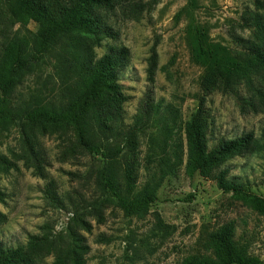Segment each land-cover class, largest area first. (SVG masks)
<instances>
[{"label":"rangeland","instance_id":"374dc122","mask_svg":"<svg viewBox=\"0 0 264 264\" xmlns=\"http://www.w3.org/2000/svg\"><path fill=\"white\" fill-rule=\"evenodd\" d=\"M146 9L136 18L115 13L110 24L114 39L101 41L94 49L96 56L107 46L123 45L128 49V63L118 73V84L126 95L121 129H132L145 104L148 119L141 124L136 145L135 190L156 181V161L176 148L180 159L174 169L161 177L155 188V200L140 215H123L112 203L103 211V221L91 223L89 232H82L88 245L85 264H180L191 254L208 253V234L228 220L234 222V237L247 246L251 255L264 261V216L249 208L240 195L224 191L214 180L198 173L188 177L184 172V123L198 102V78L202 67L192 55L187 34L188 16L176 11L187 0H144ZM194 21L203 29L208 42L234 49L232 35L248 36L240 26L246 9L258 11L264 18V0H195ZM258 6V8H257ZM6 10L0 0V31L7 25ZM26 27L33 31L35 24ZM17 25L13 26V30ZM22 31V29H21ZM155 52L153 81L146 78L147 57ZM49 66L42 72L46 75ZM231 92L213 91L204 97L206 117L205 140L208 148L220 138L246 133L250 142L246 149L231 154L220 164L225 178L242 184L244 190L264 198V151L260 129L264 124V73L250 74ZM29 75L17 87L24 96L34 85ZM148 95V96H146ZM148 97V99H147ZM258 101V102H257ZM36 149L44 177L28 166L21 153L18 127L0 130V154L14 161V168L0 171V246L24 244L28 234L42 233L47 226L52 232L61 230L77 201L83 206L96 193L94 172L97 156L63 157L54 134H36ZM14 156V157H13ZM50 183L61 205H55L45 194ZM45 256L39 264H50Z\"/></svg>","mask_w":264,"mask_h":264},{"label":"trees","instance_id":"16d2710c","mask_svg":"<svg viewBox=\"0 0 264 264\" xmlns=\"http://www.w3.org/2000/svg\"><path fill=\"white\" fill-rule=\"evenodd\" d=\"M7 25L0 31V130L18 127L21 133V153L28 166L44 177L36 149V134H54L63 157L97 156L94 172L96 193L82 206L73 205L65 226L52 232L42 226V233L28 234L26 242L14 247L0 246V264H39L45 256L50 264H85L88 245L82 232H89L91 223L103 221L104 208L112 203L125 216H140L155 200V188L161 177L174 169V159H180L176 148L159 155L155 173L158 179L149 186L135 190L136 145L140 125L148 119L145 104L135 127L123 131V103L126 95L118 84V73L128 63V49L123 45H108L107 51L96 56L94 49L102 40L114 39L110 24L115 13L136 19L145 9L144 0H3ZM195 0L182 10L188 16L187 34L192 55L202 67L198 78L196 109L184 123V172L188 177L198 173L214 180L217 187L240 195L250 209L264 216V198L244 190L242 184L225 178L220 164L231 154L247 148L250 134L220 138L210 148L206 145L205 95L231 92L249 75L264 73V18L258 11L246 9L240 16V26L248 30L247 37L232 35L234 49L208 42L203 29L192 16ZM258 8V6H257ZM34 22L35 29L26 25ZM17 28L13 30V26ZM22 29V31H21ZM49 66L46 75L42 72ZM155 52L147 57L146 78L153 81ZM33 75L34 85L24 96L16 93L26 77ZM148 96V95H146ZM148 99V97H147ZM258 102V101H257ZM264 151V124L260 129ZM14 157V156H13ZM13 160L0 154V171L14 168ZM45 194L55 205H61L50 183ZM4 214L0 212V222ZM234 222L221 223L208 234V253L191 254L180 264H264L251 255L244 243L234 237Z\"/></svg>","mask_w":264,"mask_h":264}]
</instances>
